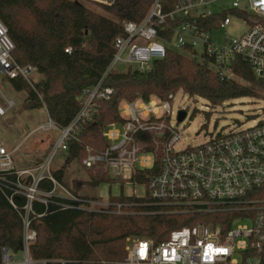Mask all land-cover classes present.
<instances>
[{"label":"built area","instance_id":"built-area-1","mask_svg":"<svg viewBox=\"0 0 264 264\" xmlns=\"http://www.w3.org/2000/svg\"><path fill=\"white\" fill-rule=\"evenodd\" d=\"M88 1L111 6L117 0ZM217 1L220 0H151L140 21L119 19L123 30L114 42L113 58L102 79L83 90L79 113L66 127H58L50 117L48 123L39 127L61 131L45 163L17 168L13 158L17 148L8 150L0 140V190L21 219L19 248L2 247L0 264H108L37 258L31 246L38 235L34 221L45 214V210L38 211L39 204L47 209L54 197L61 199L55 201L61 208L107 211L116 204L109 198L86 197L69 191L52 175L51 159L57 149H67L68 138L92 115L99 101L110 97L112 88L103 86L102 82L118 63L136 64L145 70L172 48L187 52L197 60L200 58L198 61L211 66L223 78L236 77L232 65L235 59H241L249 64L256 77L264 79V0H246V7L241 6L242 0H232L231 7L214 11L211 5ZM220 14L224 15L218 18ZM232 15L247 24L246 32L223 43L214 42L213 33L229 25ZM14 49L8 28L0 18V72L9 79L21 77L33 84L37 68L20 64L13 57ZM174 97L175 94H170L167 99L154 97L149 101L139 98L138 108L134 105L136 100L124 101L125 115L121 110L120 113L125 121L111 123L106 128L104 136L108 144L103 150L86 147L83 166L105 165L110 174L112 169L116 170V178H120L123 169L131 170L132 174L136 168H150L154 156L141 150L136 135L156 130L162 136L167 130L169 136L164 142L161 170L144 184L146 196L168 206L224 209L240 215L228 229L199 222L172 230L160 243L145 237H128L126 257L118 264H264V197L257 196L264 189V118L253 120L255 123L249 127L219 132L205 143L176 149L182 134L170 122ZM13 105L14 101L10 100L8 107ZM6 109L0 106V114ZM8 174L15 177L10 179ZM45 179L54 183L51 191L39 187ZM116 207L120 211L121 204Z\"/></svg>","mask_w":264,"mask_h":264},{"label":"trees","instance_id":"trees-1","mask_svg":"<svg viewBox=\"0 0 264 264\" xmlns=\"http://www.w3.org/2000/svg\"><path fill=\"white\" fill-rule=\"evenodd\" d=\"M150 4L151 0H117L111 6L100 5L115 15L112 17L79 0H0V18L15 45L13 57L20 64L34 65L42 75L33 84L21 77L10 79L15 89L27 92L24 106L28 109L45 107L58 127L68 126L82 108L83 90L102 79L113 58L114 42L123 30L119 19L140 21ZM232 66L240 80L223 78L208 64L170 48L165 57L154 60L148 69L109 71L102 84L111 87L112 94L99 101L92 115L68 138L66 160L82 163L87 146L94 150L107 146L106 128L111 123L125 121L120 113L123 101L138 98L149 101L152 96L167 99L179 91L192 98L201 97L211 106L240 97H261L264 79L256 77L249 64L241 59H235ZM206 114L210 116L209 112ZM168 136L167 130L162 136H158L156 130L136 135L141 150L153 154L154 164L150 168H136L130 177L132 182L147 185L150 178L159 173ZM87 170L95 186L119 179L112 178L105 165ZM52 175L65 186L63 168L52 169ZM7 177L13 179L15 176L8 174ZM39 187L51 191L54 183L45 179ZM257 196L263 198L264 189ZM109 199L116 204L107 211L61 208L55 203L61 200L57 197L47 209L39 204L38 211L45 210V214L33 224L38 233L31 246L33 255L118 264L126 257L129 236L160 243L172 230L199 222L219 224L223 230L228 229L240 215L232 210L168 206L155 203L149 196L122 193ZM118 203L120 211L116 209ZM20 241V216L0 190V249L17 250Z\"/></svg>","mask_w":264,"mask_h":264},{"label":"rangeland","instance_id":"rangeland-1","mask_svg":"<svg viewBox=\"0 0 264 264\" xmlns=\"http://www.w3.org/2000/svg\"><path fill=\"white\" fill-rule=\"evenodd\" d=\"M91 9L108 16L115 15L107 12L100 5L88 0H79ZM232 0H220L211 5L214 11L231 7ZM242 7L247 6V1L242 0ZM247 24L238 16H231V23L213 33L214 42L223 43L233 37L242 35L247 30ZM185 55L192 57L181 50ZM200 60V58H198ZM136 64L118 63L116 70L125 72L136 69ZM42 75L34 74L36 81ZM238 79V77H233ZM240 80V79H238ZM35 82V81H34ZM257 89V88H256ZM258 90V89H257ZM261 97H240L224 102L223 105L211 106L207 100L196 97L192 98L182 91L175 94L172 101V115L170 122L182 134L181 141L176 149H183L207 142L219 132H227L233 127H249L264 118V91ZM27 92L17 90L13 87L8 76L0 72V106L7 108L4 114H0V140L3 141L8 150L13 153L17 168L33 167L45 163L49 155L54 151L61 136L59 128L41 129V125L49 122V116L45 107L28 109L24 106ZM152 96L151 98H154ZM139 99V98H138ZM14 101V105L8 107V102ZM120 110L123 114V104ZM138 108L140 101L134 103ZM185 110L187 115L182 121H178V113ZM206 112H209V117ZM194 113V114H193ZM125 115V114H123ZM63 168L65 187L78 195L108 199L110 196L120 194L145 197L147 189L144 184L134 183L130 180L131 170L123 169L118 181L93 185L89 172L83 163L78 160H66L65 150L57 149L51 159V169ZM111 177L116 178V170H111ZM137 237V236H129ZM128 238V237H127ZM126 238V246H127ZM125 246V249H126Z\"/></svg>","mask_w":264,"mask_h":264},{"label":"water","instance_id":"water-1","mask_svg":"<svg viewBox=\"0 0 264 264\" xmlns=\"http://www.w3.org/2000/svg\"><path fill=\"white\" fill-rule=\"evenodd\" d=\"M186 111L185 110H181L179 113H178V121H182L185 117H186ZM19 258H20V255H19Z\"/></svg>","mask_w":264,"mask_h":264},{"label":"crops","instance_id":"crops-1","mask_svg":"<svg viewBox=\"0 0 264 264\" xmlns=\"http://www.w3.org/2000/svg\"><path fill=\"white\" fill-rule=\"evenodd\" d=\"M46 109V108H45ZM47 111V110H46Z\"/></svg>","mask_w":264,"mask_h":264}]
</instances>
